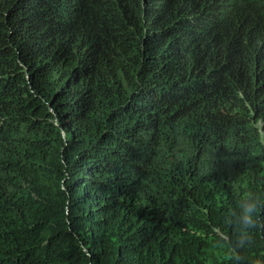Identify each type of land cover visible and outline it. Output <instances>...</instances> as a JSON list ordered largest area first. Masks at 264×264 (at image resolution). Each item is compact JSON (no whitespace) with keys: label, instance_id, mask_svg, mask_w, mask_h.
I'll return each mask as SVG.
<instances>
[{"label":"trees","instance_id":"16d2710c","mask_svg":"<svg viewBox=\"0 0 264 264\" xmlns=\"http://www.w3.org/2000/svg\"><path fill=\"white\" fill-rule=\"evenodd\" d=\"M264 264V0H0V264Z\"/></svg>","mask_w":264,"mask_h":264},{"label":"clouds","instance_id":"9594fccd","mask_svg":"<svg viewBox=\"0 0 264 264\" xmlns=\"http://www.w3.org/2000/svg\"><path fill=\"white\" fill-rule=\"evenodd\" d=\"M260 209V204L257 202L256 197L249 195L244 198L241 204L242 212V224L239 233L240 238L237 240L236 244L233 245L231 241L225 242L223 248L230 255V257L239 264V253L238 248H243L252 241L251 232L256 229L260 223L258 219V212ZM254 264H262L261 261H255Z\"/></svg>","mask_w":264,"mask_h":264}]
</instances>
